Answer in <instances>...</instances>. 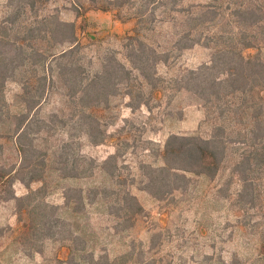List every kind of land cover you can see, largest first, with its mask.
I'll return each mask as SVG.
<instances>
[{"label": "rangeland", "instance_id": "rangeland-1", "mask_svg": "<svg viewBox=\"0 0 264 264\" xmlns=\"http://www.w3.org/2000/svg\"><path fill=\"white\" fill-rule=\"evenodd\" d=\"M142 1L109 11L102 10L108 6L107 0H42L36 5L38 16L55 14L78 26L86 21L85 31L79 33L81 52L68 61L73 64L81 58L84 67L78 73L80 78L98 71L108 56L130 68L126 38L138 31L148 45L167 58L157 66L165 89L149 107L135 109L127 95V81L119 72L112 89L116 95L107 104L87 107L71 102L54 75L32 122L31 139L36 147L32 160L69 143V157L81 155L94 161L89 171L92 176L59 180L48 167L45 182L38 180L27 188L16 181L0 188V264H264V89L234 98L237 106L225 113V119L193 94L177 91L172 80L208 63L212 50L197 45L179 51L176 42L191 24L160 10L140 25ZM243 1L264 6V0ZM9 3L0 0V22L14 11ZM35 12L22 13L15 32L19 24L35 22ZM218 28L228 29V22L221 20ZM34 77L32 69H20L15 81L6 86V102L13 112L20 110L21 81ZM132 83L134 91L140 89L134 79ZM242 103L245 109L248 104L246 111L240 109ZM224 104V108L234 106L232 98H226ZM254 105L262 120L258 137L252 134L250 120ZM90 111L96 121L87 117ZM54 114L64 119L48 125ZM41 120L47 126L39 132ZM62 120L67 127H62ZM88 122L106 134L104 143L96 146L89 142L83 130ZM218 124L227 130V156L215 178L192 175L188 188L162 200L144 189L142 165L161 164V150L170 134L210 138ZM7 126V121L0 123V133ZM116 154L117 160L104 169L95 164ZM20 160L15 138L0 135V165ZM86 163L79 162L81 166ZM66 188L83 191L84 201L79 202L78 210L66 206ZM128 191L143 208L137 216L128 213L124 197ZM73 196L79 200V192ZM21 206L27 208V214ZM43 222L49 225L43 226ZM66 247L72 250L67 259L61 257Z\"/></svg>", "mask_w": 264, "mask_h": 264}, {"label": "trees", "instance_id": "trees-1", "mask_svg": "<svg viewBox=\"0 0 264 264\" xmlns=\"http://www.w3.org/2000/svg\"><path fill=\"white\" fill-rule=\"evenodd\" d=\"M17 1L15 5V0H10L9 6L14 11L0 22V123L8 122L0 135L8 139L15 138L16 150L21 160L17 164L0 165V188H7L16 181L22 182L27 188L35 181L45 182L48 167L51 171L54 170L59 180L91 177L89 171L94 168V161H88L81 155L77 159L69 157V143L44 152L38 161L32 160L36 147L31 139V126L42 106L48 84L53 83L52 79L56 74L65 96L71 102L78 101L85 103L87 107H94L107 104L116 95L112 90L117 85L114 83V76L120 72L127 81V95L132 107H149L150 102L161 97L165 89L164 79L159 76L157 66L161 62H167V58L157 53L136 31L126 38V58L131 63L130 68L115 56H108V60L101 64L98 71L80 78L78 73L84 67L81 58L75 59L73 64L68 61L81 52L79 33L85 31L86 21L83 20L78 26L55 14L38 16L35 8L42 0ZM183 1L143 0L138 13L139 24L143 25L146 17L155 15L157 10L191 24L190 28L180 34L176 42L177 49L185 51L203 45L212 50L211 60L173 79L174 88L193 94L221 119H225V113L237 106L234 98L250 96L257 88L264 89V6L258 2L248 3L243 0H214L207 4L186 6ZM135 3V0H107L108 6L102 10L109 11ZM27 11L36 13L35 22L19 24L15 32L18 19ZM221 20L228 22V29L218 28ZM25 68L32 69L35 77L21 81L20 110L13 112L6 102L5 89L8 83L15 81L17 71ZM133 79L140 89L134 91ZM226 98H232L234 106L228 104L230 108H224ZM243 105L244 103L239 104L240 109L246 111L248 104L246 103V109ZM255 106L250 120L253 124L252 134L258 137L257 131H260L262 120ZM93 116L91 111L87 112V117L96 121ZM58 119L64 118L54 114L48 125L56 124ZM41 121L43 126L39 127V132L47 126V122ZM61 124L63 128L68 125L63 120ZM83 130L92 145H100L107 139L106 134L94 123L88 122ZM226 131L225 125L218 124L214 126L210 138L170 134L161 150V164L142 165L144 189L154 198L162 200L176 191L188 188L192 175L215 178L227 156ZM80 160L88 163L81 166ZM111 160L116 161L117 154L100 165L95 164L104 169ZM74 192H79L78 201L73 198ZM64 196L66 206L74 207V211L78 210L79 202L84 201L81 189L66 188ZM124 197L130 217L140 214L143 208L137 197L130 191ZM18 200L21 202L23 198ZM21 210L24 214L28 212L24 206H21ZM42 225L49 224L43 222ZM71 255L69 247L61 251V257L67 259Z\"/></svg>", "mask_w": 264, "mask_h": 264}]
</instances>
